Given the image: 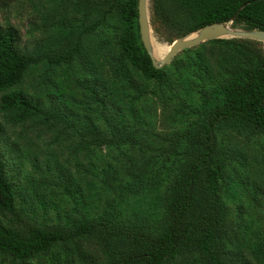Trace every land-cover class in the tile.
<instances>
[{
    "label": "rangeland",
    "instance_id": "374dc122",
    "mask_svg": "<svg viewBox=\"0 0 264 264\" xmlns=\"http://www.w3.org/2000/svg\"><path fill=\"white\" fill-rule=\"evenodd\" d=\"M114 1L0 0V25H12L20 43L40 56L18 86L39 96L49 110L58 108L62 116L13 124L0 111L7 172L17 192L18 216L12 218L19 224L33 222L63 230L82 222L95 226L57 242L27 263L0 253V264H53L67 250L76 264L83 260L110 264L114 256L134 254L143 231L156 233L162 227L163 217L154 207L159 187L151 171L160 166L156 148L197 116L193 105L198 99L195 94H180L187 98L182 105V97L171 91L183 81L178 72L184 64L181 50L162 64L166 86L159 92L155 80L145 78L119 54L117 39L124 24ZM96 21L93 29H87ZM150 29L152 54L161 59L166 51L159 52L158 44L171 42L158 37L151 24ZM261 44L264 47V41ZM70 50L72 59L59 65L44 56ZM176 57L178 68L172 64ZM86 82L109 90L107 116L118 131L91 100ZM128 131L134 141L123 138ZM106 136L112 139L105 142ZM258 144L253 135L233 131L227 132L224 142L238 161L229 165L230 187L223 191L227 204L223 251L249 264H264V209L234 186L241 179L263 186L259 182L264 181V166L256 163ZM145 167L147 183L136 185L137 172ZM182 261L179 257L177 264H204L191 254Z\"/></svg>",
    "mask_w": 264,
    "mask_h": 264
},
{
    "label": "trees",
    "instance_id": "16d2710c",
    "mask_svg": "<svg viewBox=\"0 0 264 264\" xmlns=\"http://www.w3.org/2000/svg\"><path fill=\"white\" fill-rule=\"evenodd\" d=\"M113 4L124 24L117 39L119 54L145 78L155 80L159 84L155 87L157 92L161 91L166 86V66L156 67L142 43L137 0H115ZM149 4L154 32L169 42L217 22L264 29V0H149ZM98 23L89 24L87 29H93ZM261 42L243 36L216 37L181 49L184 64L178 72L183 81L171 87V91L182 97V105L186 104L189 94H195L198 100L193 106L197 116L188 120L181 130L173 131L156 148L160 166L151 171L159 187L154 207L163 217L159 220L162 227L156 233L143 231L142 242L133 248L135 253L121 259L114 256L110 264H161L168 260L177 264V259L184 261L187 254L202 259L204 264H249L223 251L227 206L223 191L230 187L229 165H237L238 161L230 148L224 147V142L229 131L253 135L259 143L256 163L264 166V47ZM72 49L77 51L78 47ZM73 54L70 50L46 52L44 56L59 65L71 60ZM39 58L20 43V36L12 25H0V111L7 122L14 124L33 117L62 119L58 108L53 106L49 110L39 96L18 86L27 69ZM177 60L178 57L172 64L177 66ZM84 87L91 100L105 112L113 130L118 131L116 123L107 116L109 90L97 87L95 82H86ZM4 134L0 120V253L27 263L36 255L50 251L57 242L82 235L95 226L82 222L63 230L33 222H15L12 216H18L17 192L7 172ZM124 137L135 139L129 131ZM108 139L112 138H103L105 142ZM146 171L145 167L137 172L136 185H146V176L142 174ZM164 179L166 182L161 188ZM259 183L263 186L245 184L241 179L234 190L244 192L249 200L264 209V181ZM53 264L76 262L67 250L62 260L58 258ZM82 264L90 263L83 260Z\"/></svg>",
    "mask_w": 264,
    "mask_h": 264
},
{
    "label": "water",
    "instance_id": "95a60500",
    "mask_svg": "<svg viewBox=\"0 0 264 264\" xmlns=\"http://www.w3.org/2000/svg\"><path fill=\"white\" fill-rule=\"evenodd\" d=\"M149 0H137L138 25L142 43L152 59V63L159 67L163 63H168L174 54L183 48L198 44L201 41L216 38L243 36L264 41V29L262 28H239L232 27L228 22H217L207 24L199 29L189 32L183 36L175 38L170 44L166 53L161 59L154 58L150 42V22H149Z\"/></svg>",
    "mask_w": 264,
    "mask_h": 264
},
{
    "label": "bare ground",
    "instance_id": "6f19581e",
    "mask_svg": "<svg viewBox=\"0 0 264 264\" xmlns=\"http://www.w3.org/2000/svg\"><path fill=\"white\" fill-rule=\"evenodd\" d=\"M168 47L169 46H163L161 44H158L157 49H158L159 52H161V51H167Z\"/></svg>",
    "mask_w": 264,
    "mask_h": 264
}]
</instances>
